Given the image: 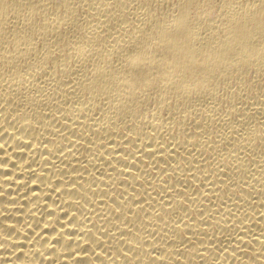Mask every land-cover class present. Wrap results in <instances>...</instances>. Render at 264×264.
Segmentation results:
<instances>
[{"label":"bare ground","instance_id":"obj_1","mask_svg":"<svg viewBox=\"0 0 264 264\" xmlns=\"http://www.w3.org/2000/svg\"><path fill=\"white\" fill-rule=\"evenodd\" d=\"M0 264H264V0H0Z\"/></svg>","mask_w":264,"mask_h":264}]
</instances>
